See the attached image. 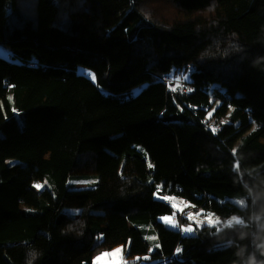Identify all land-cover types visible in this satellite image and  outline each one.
I'll use <instances>...</instances> for the list:
<instances>
[{"label": "trees", "instance_id": "1", "mask_svg": "<svg viewBox=\"0 0 264 264\" xmlns=\"http://www.w3.org/2000/svg\"><path fill=\"white\" fill-rule=\"evenodd\" d=\"M146 1L0 0V264H264V0Z\"/></svg>", "mask_w": 264, "mask_h": 264}, {"label": "rangeland", "instance_id": "2", "mask_svg": "<svg viewBox=\"0 0 264 264\" xmlns=\"http://www.w3.org/2000/svg\"><path fill=\"white\" fill-rule=\"evenodd\" d=\"M144 6L146 8V11L149 15H153L155 16V19L157 21H159V23L161 25H168L171 24L172 22H174L175 20L178 19H182L183 15L181 14V12L179 11V9L177 8V6L173 3L172 0H147L144 3ZM24 10H29V6L27 4L22 6ZM0 56L5 58V59H10V55L9 52L2 48L0 46ZM82 71V69H81ZM184 76H188L189 78V73H186L185 71H178L177 73H173V74H169V76H164V81L167 84V86L171 89L175 88V90H182V91H187L186 88V80L183 79ZM177 78H179V80H177ZM94 182L93 179H85L82 176L81 177H73L70 178L69 180V184L72 186H76V187H80V188H84L85 186H89L90 184H92ZM167 202L172 204L173 206L175 205V209L177 211H179L180 209H182L183 211H180V215L182 217V223L181 220L178 222L175 218V216L173 217V215H165V216H161L159 218V220L161 222L164 223L165 226L170 227V228H177V226L179 228H181V225H183V227H186L189 224H192L194 227V223H187V224H183V218L187 217L188 218V213H192L194 220L192 221H201L203 220L204 223L203 224H209L207 222V220H205V216L209 215L210 213H205L203 211H196L192 206L188 205L186 202H184L181 198L179 197H170L167 199ZM78 209H70V212H77ZM191 210V211H190ZM67 211H69V209H67ZM197 213H200V215H197ZM176 214V211H175ZM212 215V214H211ZM164 217H173V220L177 223V226H172V223L169 222H165V220L163 219ZM213 220H216V218L212 215ZM199 225V224H197ZM185 233V232H184ZM191 233H185V234H192ZM146 238L148 240L151 239H155L153 236H151L150 234H146ZM120 249V252H115V250ZM104 253H108L110 255H102ZM114 253V254H113ZM125 254H126V247L123 246H119L116 247L112 250H101L99 252L96 253V255L94 256L93 259V264H127V260L125 258ZM100 257V259L98 260L97 258ZM136 264H148V262L146 260L143 261H139Z\"/></svg>", "mask_w": 264, "mask_h": 264}, {"label": "snow or ice", "instance_id": "3", "mask_svg": "<svg viewBox=\"0 0 264 264\" xmlns=\"http://www.w3.org/2000/svg\"><path fill=\"white\" fill-rule=\"evenodd\" d=\"M92 79L94 80L95 77L93 76ZM184 80H187L188 79V76H184L183 77ZM177 80H179V78H177ZM173 91H175V88L172 89ZM189 91H191V89H189ZM213 131H215V129H213ZM37 187H39V185H37ZM165 199H168V197H164ZM239 203L241 205H243L245 202L243 200L239 201ZM174 207H176L174 205ZM180 211H183L182 209H180ZM197 215H200V213H197ZM175 216V213H173V217ZM173 217H164L163 219L165 220V222H169V223H172V226H177V223L178 222H175L173 220ZM188 219L189 220H194V217H193V214L192 213H188ZM205 220H207V222L209 223V225H215V224H218L219 221L218 219L217 220H213L212 218V215L209 214V215H206L205 216ZM196 224H199V225H203L204 221L201 220V221H194ZM232 223H237V224H240V223H243V221H241L239 218H236V217H232L229 221H228V224L231 225ZM195 230V228L193 227L192 224H189L187 225L186 227H181V231L185 232V233H191ZM121 250L120 249H117L115 250V252H120ZM181 251V249L177 248L176 249V252L179 253ZM114 254V253H113ZM102 255H110L108 253H104ZM98 260L100 259V257L97 258Z\"/></svg>", "mask_w": 264, "mask_h": 264}, {"label": "clouds", "instance_id": "4", "mask_svg": "<svg viewBox=\"0 0 264 264\" xmlns=\"http://www.w3.org/2000/svg\"><path fill=\"white\" fill-rule=\"evenodd\" d=\"M163 79H164V78H163ZM184 92H185V91H184ZM261 248L264 249V244L261 245ZM248 264H257V262H256V260H255V257H252V258L249 260Z\"/></svg>", "mask_w": 264, "mask_h": 264}, {"label": "bare ground", "instance_id": "5", "mask_svg": "<svg viewBox=\"0 0 264 264\" xmlns=\"http://www.w3.org/2000/svg\"><path fill=\"white\" fill-rule=\"evenodd\" d=\"M4 44L6 45V41L3 40ZM1 46V45H0ZM2 47V46H1ZM3 48V47H2ZM5 49V48H4ZM156 77H159V75H155ZM142 87H138V89L140 90ZM131 96H133V94H131Z\"/></svg>", "mask_w": 264, "mask_h": 264}]
</instances>
